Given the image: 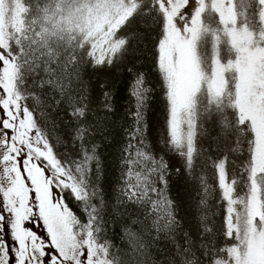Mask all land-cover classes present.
<instances>
[{
  "label": "snow or ice",
  "instance_id": "1",
  "mask_svg": "<svg viewBox=\"0 0 264 264\" xmlns=\"http://www.w3.org/2000/svg\"><path fill=\"white\" fill-rule=\"evenodd\" d=\"M32 8L43 12L39 28L0 29V264H138L162 234L174 250L152 264H250V248L264 242V0H61L42 10L33 0ZM140 45L151 53L155 82L135 65L129 69L135 130L113 208L122 217L118 206L134 202L144 219L121 225L130 249L122 251L104 235L102 189L88 182L93 166L99 169L98 145L65 167L37 127L25 90L39 103L36 90L51 89L80 121L90 110L83 66L118 63ZM74 84L76 95L69 91ZM249 84L251 115L242 99ZM157 92L165 108L162 142L182 157L203 193L197 208L211 216L198 215L195 240L188 232L176 239L168 162L146 143L145 115ZM111 97L106 88V112ZM209 119L215 159H205L198 143V128L204 136ZM88 132L87 126L76 131L82 148ZM66 190L87 203L86 222L64 202ZM37 222L46 234L34 230Z\"/></svg>",
  "mask_w": 264,
  "mask_h": 264
},
{
  "label": "trees",
  "instance_id": "2",
  "mask_svg": "<svg viewBox=\"0 0 264 264\" xmlns=\"http://www.w3.org/2000/svg\"><path fill=\"white\" fill-rule=\"evenodd\" d=\"M33 0H8L7 6L0 5V29L6 24L12 27H23L28 29L39 28L43 21V12L34 13L32 8ZM61 0H39L41 10L49 4H59ZM128 27V25H125ZM134 43V42H133ZM148 73L155 82V70L152 67L151 53L144 45L130 50L122 61L114 62L111 65L96 66L88 63L83 66L81 78L88 83V104L89 111L85 118L77 121L72 116V109L58 93L49 88L36 90L39 96V103L33 95H27V105L33 112L35 123L41 133L47 137L57 158L65 167L74 168L75 163L84 156V148H91L98 145L99 169L93 166V171L88 176L89 184L96 183L102 189L103 199L106 207L101 215L105 221L104 235L122 251H130L129 240L124 233L122 224L131 225V219L143 217V208L134 202H127L119 205L122 217H116L113 205H116L120 189L127 179L123 173L124 159L128 153L125 151L131 139V133L135 130V97L131 94L133 83V72L129 69ZM23 84V82H21ZM31 87V85H29ZM112 92L110 111L102 108L103 92L105 89ZM78 84H74L69 90L76 95ZM102 118V119H101ZM145 119L147 121L146 143L150 146L152 153L159 158L161 156L168 162L169 175L167 195L173 204V211L177 223L174 225V234L178 241L184 240V233L188 232L193 239H197L198 215L208 216L207 209L201 213L197 203L202 192L199 191L198 183L189 176L184 166L182 157L169 151L168 145L162 142V128L165 121V108L163 97L157 92L153 93L152 99L148 102ZM87 126L89 129L87 140L83 148L81 142L75 139L76 131L80 127ZM202 127L207 130L204 136L199 135L198 143L202 144L206 153L205 159H215L216 145L213 139V125L211 119L203 122ZM135 143V142H134ZM134 155V153H133ZM210 165L211 161L208 160ZM201 158H197L196 174L201 173ZM143 168L144 165H141ZM179 170V171H177ZM209 173L211 169H208ZM63 199L68 208L82 222L88 220L86 211L87 203L79 200L70 191L63 193ZM209 204L215 203L213 197H209ZM93 205H99V198L91 200ZM218 203V201H217ZM149 212L151 207L149 205ZM207 222V221H205ZM151 223V221H147ZM139 228V225H133ZM174 250L170 237L161 235L158 240H153L151 248L145 249V255L139 257L138 264H152L153 259L164 260ZM250 264H264V242L250 248ZM157 264L159 262L157 261Z\"/></svg>",
  "mask_w": 264,
  "mask_h": 264
},
{
  "label": "rangeland",
  "instance_id": "3",
  "mask_svg": "<svg viewBox=\"0 0 264 264\" xmlns=\"http://www.w3.org/2000/svg\"><path fill=\"white\" fill-rule=\"evenodd\" d=\"M191 3H194V0H190V4ZM249 94H250V84H249V86H246L245 92H244V95H243L242 99H243V103L245 105V108L248 110L249 115H251L252 111H251V104H250V101H249ZM0 115H2V113H0ZM0 203H2V202H0ZM5 227H6V231L4 233V238L7 239L9 244L11 245V244L14 243L12 241V238H11V232H10V230L7 229V225H5ZM33 228L38 233H45V230L42 227L41 222H37L36 224H34Z\"/></svg>",
  "mask_w": 264,
  "mask_h": 264
}]
</instances>
